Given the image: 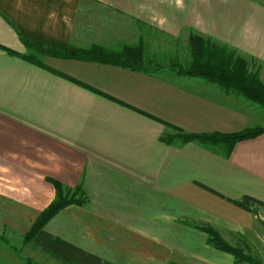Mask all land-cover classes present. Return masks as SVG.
I'll return each instance as SVG.
<instances>
[{
    "label": "crops",
    "instance_id": "obj_1",
    "mask_svg": "<svg viewBox=\"0 0 264 264\" xmlns=\"http://www.w3.org/2000/svg\"><path fill=\"white\" fill-rule=\"evenodd\" d=\"M139 22L195 29L264 63V0H0V233L23 238L55 199V180L87 203L45 230L105 260L248 264L210 245L208 227L264 264V206L235 204L264 205V132L229 156L223 145L161 141L168 126L195 135L264 127L261 107L174 73L21 58L24 42L119 51L134 46L127 34Z\"/></svg>",
    "mask_w": 264,
    "mask_h": 264
},
{
    "label": "trees",
    "instance_id": "obj_2",
    "mask_svg": "<svg viewBox=\"0 0 264 264\" xmlns=\"http://www.w3.org/2000/svg\"><path fill=\"white\" fill-rule=\"evenodd\" d=\"M24 43L31 51L28 54L21 55V58L40 67H43V65L38 60V56L93 61L149 74H155L163 68L159 64H150L144 58L145 53L141 44L137 47L126 46L120 51H113L99 46L90 48H76L72 46L57 48L43 46L38 43ZM188 47L190 50V61L186 64H181L180 62L171 63L169 67L170 72L179 77L203 80L208 84L222 89L226 94L238 95L264 110V80L260 79L257 70H252L253 65L248 64L247 59L253 60L252 57L242 54L233 47L195 33L189 34ZM45 69L52 71L48 68ZM56 74L79 84V82L66 75ZM168 127L175 131L177 135L163 136L161 137L162 142L171 144L178 139L180 144L196 142L204 146H210V144L214 146L215 143H222L225 149V156H229L235 143L252 139L264 132V127H255L234 134L195 135L184 133L174 127ZM49 182L55 189V199L32 223L28 232L23 236V244L31 243L34 248L53 257L61 264H115L45 230L46 224L59 211L70 205L83 206L87 203L86 196L79 187L76 190L80 191V197L77 199L74 196L69 198L61 184L55 180H49ZM248 203H256L264 206L251 198H243L242 201L235 202L236 205L244 209H248ZM200 229L207 233L209 237L208 243L216 249L231 254L238 262L244 261L248 264H258L254 259L243 255L239 250L225 244L218 233L212 228ZM0 240H2L1 237ZM26 264L41 263L27 260ZM168 264L183 263L171 261Z\"/></svg>",
    "mask_w": 264,
    "mask_h": 264
},
{
    "label": "rangeland",
    "instance_id": "obj_3",
    "mask_svg": "<svg viewBox=\"0 0 264 264\" xmlns=\"http://www.w3.org/2000/svg\"><path fill=\"white\" fill-rule=\"evenodd\" d=\"M254 1H260V0H254ZM194 30L195 29L191 30L188 28V30H186L185 32L174 35L161 29L155 23L139 22L136 30L128 31L127 42L129 45H134L135 47L139 46L140 44L142 45L145 53L144 58L147 59V61H149L150 64L152 63V65L159 64L161 67H163L157 73H163V72L172 73L169 71V67L171 63L180 62L181 64H186L190 61L191 57H190V50L188 47V36L190 33L199 34L196 30L195 31ZM104 49L108 50V48H104ZM117 50L120 51V48H117ZM28 53L29 51H27V54ZM40 57L41 56H38V58ZM247 60H248V64L253 65L252 70L253 71L257 70L260 79L264 80V63H261L255 60L254 58L253 60L251 59H247ZM176 135L177 133L175 131L169 130V132L166 133L164 136L168 137V136H176ZM176 141L179 140L176 139ZM220 145L223 144L215 143L214 146L210 144V146L214 148ZM76 189L77 188L75 187L73 189L64 190V192L67 193V197L70 198L74 196L77 199L80 197V191H77ZM249 206L255 207L256 210H258V208L261 207V205L256 203H248V209ZM1 233H0L1 235L0 237L2 238V240H0V264H8L6 263V260H9L10 262L12 261L11 263L13 264H26L27 260L31 262H38L41 264H61L57 262L53 257L45 253H42L40 250L34 248L33 245H31V243L23 244L22 242L23 238H15L16 233L14 231L6 230L5 233L3 232ZM235 249L239 250L242 254H244L240 249L238 248ZM120 258L124 259L127 264H144L143 261L138 260L139 256L136 257L133 256L132 254L124 253Z\"/></svg>",
    "mask_w": 264,
    "mask_h": 264
}]
</instances>
